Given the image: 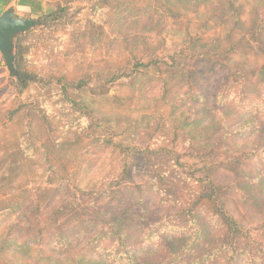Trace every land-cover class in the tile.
I'll return each mask as SVG.
<instances>
[{
    "label": "rangeland",
    "instance_id": "1",
    "mask_svg": "<svg viewBox=\"0 0 264 264\" xmlns=\"http://www.w3.org/2000/svg\"><path fill=\"white\" fill-rule=\"evenodd\" d=\"M42 2L25 88L0 55V264H231L224 213L261 254L264 0Z\"/></svg>",
    "mask_w": 264,
    "mask_h": 264
},
{
    "label": "trees",
    "instance_id": "2",
    "mask_svg": "<svg viewBox=\"0 0 264 264\" xmlns=\"http://www.w3.org/2000/svg\"><path fill=\"white\" fill-rule=\"evenodd\" d=\"M43 0H17L18 5L20 6H27L30 8L32 14H37L38 12H41L43 9ZM13 2V0H0V14L4 11V9L10 5ZM58 10L61 12H65L66 8L65 7H59ZM57 13V12H56ZM261 29H264V24L261 26ZM21 56V44H20V39L19 42H17V59H16V64L19 63V58ZM19 71V77L17 78L19 83L25 86L28 85L29 80L32 79L31 75H26L23 74L20 67H17ZM261 70L264 72V65L262 66ZM249 84L246 86H252L253 82L250 81L249 79H245ZM251 82V83H250ZM261 83V82H260ZM256 84V83H255ZM81 87V86H79ZM201 95L198 96L197 100H200ZM249 97V96H248ZM177 164L186 169V163L182 162L180 158H176ZM187 170V169H186ZM223 215V216H222ZM221 218L223 219V222L225 223V226L227 227V231L229 234V242L227 243L230 247H233L232 252H231V259L232 263L231 264H264V250L261 254H259L256 248H244V247H239L241 244V239L243 238H249L248 236L250 234L249 227H247V224L243 220L238 219L237 216L233 214H221ZM109 229V228H108ZM261 230V229H260ZM94 235H93V240L95 242H102L103 240H106L107 237H109V233L105 232L103 230L99 229H94ZM89 233H92L90 231ZM114 234H118L117 232H114ZM112 236V235H111ZM113 237V236H112ZM130 237V233H122L119 235V246H125L126 248L128 247V244L126 240ZM241 249V251H240ZM249 249V250H248ZM259 251V250H258ZM120 253H125L127 255L130 254L129 251L125 252H120ZM181 257V254L178 252L171 251L161 262L158 264H176L177 259ZM128 259L134 260L133 256H128Z\"/></svg>",
    "mask_w": 264,
    "mask_h": 264
},
{
    "label": "water",
    "instance_id": "3",
    "mask_svg": "<svg viewBox=\"0 0 264 264\" xmlns=\"http://www.w3.org/2000/svg\"><path fill=\"white\" fill-rule=\"evenodd\" d=\"M44 19V16L35 18L21 13L17 8V3L9 5L0 14V54L3 56L6 67L12 76L19 77L16 66L19 37L42 25Z\"/></svg>",
    "mask_w": 264,
    "mask_h": 264
},
{
    "label": "crops",
    "instance_id": "4",
    "mask_svg": "<svg viewBox=\"0 0 264 264\" xmlns=\"http://www.w3.org/2000/svg\"><path fill=\"white\" fill-rule=\"evenodd\" d=\"M13 3H17V0H13V2H12L11 4H13ZM11 4H10V5H11ZM8 6H9V5H8ZM8 6H7V7H8ZM19 6H20V5H18V3H17V8H18V10H19ZM7 7H6V8H7ZM6 8H5V9H6ZM5 9H4V10H5ZM19 11H20V10H19ZM0 55H1V54H0ZM1 56H2V55H1ZM2 57H3V56H2Z\"/></svg>",
    "mask_w": 264,
    "mask_h": 264
}]
</instances>
